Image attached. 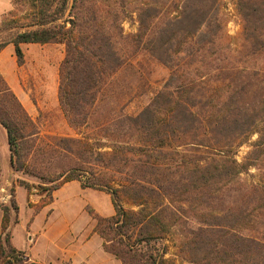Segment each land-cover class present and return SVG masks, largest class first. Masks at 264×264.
Wrapping results in <instances>:
<instances>
[{"label": "trees", "instance_id": "16d2710c", "mask_svg": "<svg viewBox=\"0 0 264 264\" xmlns=\"http://www.w3.org/2000/svg\"><path fill=\"white\" fill-rule=\"evenodd\" d=\"M19 1L15 0L14 5ZM216 1L186 0V5L172 12L170 6L178 8L180 1L113 0L110 9L102 10L96 0H29L31 12L26 24L12 20L6 25L20 30L0 42V52L12 44L19 66L24 58L21 44H63L57 100L66 124L75 132L89 125L97 127L100 118H105L101 111L106 106L114 100L119 104L125 93L130 95L136 79L123 87L119 76L124 71H135L134 61L139 55L147 53L170 71L168 81L146 108L134 117H124L125 144L111 143L107 146L110 151L101 154L109 174L98 175L92 165L85 166L87 162L81 155H94L95 151L81 139H60V144L40 151L67 161L50 180L57 182L52 191L77 181L83 189L110 196L113 216L103 218L89 213L96 221L94 231L102 238L104 249L122 264H264V191L258 186L240 184L241 188L235 190L238 197L226 208H212L207 201L198 204L199 208L190 207L187 221L183 210L174 206L180 193L173 168L188 172L185 185L189 191H198L208 201L222 205L211 188L221 181L237 180L251 167H257L264 155V71L236 61L240 57H234V61L211 58L206 63L211 51L227 39L220 30L210 32L213 25L220 27L212 14ZM235 7L242 20L244 44L240 52H246L253 63L264 57V0H236ZM158 8L169 9L160 15ZM8 14L14 16L12 11ZM133 15L137 30L124 35L120 25ZM195 57H201L206 72L187 77ZM0 80V125L7 135L10 167L20 172L25 158L33 155V151L23 155L21 143L27 138L26 129L34 130V123ZM194 99L204 102L206 110L199 112ZM208 105L213 109L209 110ZM254 134L257 141L247 157L251 162H237L235 151ZM29 135L36 133L31 131ZM187 151L199 155L192 159L185 154ZM164 152L174 153L177 160H159L158 155ZM118 165L134 168L132 172H120ZM19 185L28 191L31 188L25 182ZM11 193L10 204L0 206L5 233L0 239V264L20 261L6 233L12 215L18 211L13 189ZM123 199L137 210L125 209ZM51 202L50 196L44 205ZM187 222L193 228L186 230ZM182 224L187 228L180 233V259L166 258L167 247L159 250L155 244ZM243 225L249 231L247 235L239 233Z\"/></svg>", "mask_w": 264, "mask_h": 264}, {"label": "rangeland", "instance_id": "374dc122", "mask_svg": "<svg viewBox=\"0 0 264 264\" xmlns=\"http://www.w3.org/2000/svg\"><path fill=\"white\" fill-rule=\"evenodd\" d=\"M9 1V9L0 15V42L9 39L18 30L17 29L14 31V29H8L6 25L9 22L16 20L20 24H26L29 19V13L31 12L29 9V0H22L21 2L19 1V3L16 5H14L15 0ZM96 1H98L102 6L100 9L107 10L110 9V3L113 0ZM130 1L132 0H129V2ZM177 1H180L178 8H173V6H170L172 12L180 9L181 6L186 5V0ZM182 1L184 2L182 3ZM191 1L192 0H188V2ZM235 3L236 0H217L216 3L212 5V14L214 18H217L216 20L220 21V27L213 25V28L210 29V32L215 34L220 30L227 36V39H222V41L219 43V46L216 44L217 47L211 51V55L209 57L210 59H207L206 63L208 64L210 61H212L213 59L211 58L234 61V57H240V59L236 61L246 64V66L250 69L264 71V57H261L259 60L256 59L255 62L252 63V61L247 58L246 52H240V50L242 51V46L244 44L242 37V20L236 11ZM167 9L169 8H158V11H160V15H164L167 14ZM10 11L13 12L14 16L8 14ZM173 15H176V13H173ZM106 24L109 25L107 21ZM137 26V19L134 15L124 19L120 25L124 35L135 33ZM176 29H179V27ZM22 48L24 58L21 66L16 65L17 67H15V63L12 62V67L17 68L19 76V84L16 87V92L8 86L1 74L0 77L4 84L15 96L18 103L22 106L27 116L34 123V130L27 128V138L21 143V153L23 155L28 153L31 154L33 151V155L25 158L23 161L24 164L22 171L15 172L12 168L11 170L18 178L16 179L18 185L21 182H25L31 187L28 191L29 193L32 189H34L38 194L43 196L41 203L44 205V202H47L50 196L52 197V188L57 183H51L50 180L55 177V174L60 171V168L65 164L64 162L67 161H64L63 158L58 157L57 155L54 157L52 155H48V153H43V155L41 153L42 150L47 151L48 146L53 148L55 145L60 144V139H81L85 142H89L95 151L94 155H81L83 161L87 162L85 163V166L92 165L98 175H104L105 172H108L109 174V170H106V167H103L102 165L103 161L100 160L101 154L110 151L107 146L111 143L115 142L119 145L125 144L123 128L126 123L123 122L125 119L124 117H134L140 114V112L146 108L155 95L162 90V87L170 77V71L166 70L157 61H154V59H152L147 53L139 55L134 61L136 67L135 71L133 72L134 74L131 70H128L124 71L123 74L119 76L123 80V87L125 84H129L132 79H136L137 82L135 83V88L130 91V95L125 96V93L122 95L121 100L118 101L119 104H115L116 101L114 100L112 104L106 106V109L101 111L103 113L101 117L103 116L105 118H100L101 121L97 127L89 125L86 128L75 132L66 124L57 100L58 69L65 54V48L63 44L53 43L45 45H23ZM238 52L240 53L238 54ZM185 56H188L187 51L185 52ZM13 58L15 61V55ZM195 59L196 61L191 67H188V71H186L188 74L186 75L187 77H193L195 74L206 72L205 70L207 67L202 66L201 57H195ZM189 60L192 59L189 57ZM198 65H200L199 69H197ZM2 88L3 84L0 80V91ZM1 96L2 95L0 94V97ZM253 100L254 99L252 98L251 101ZM192 102L196 104L199 112L206 110V107L204 108L203 105L204 102H200L198 99H194ZM208 108L209 110L213 109L212 106L209 105ZM259 126L261 127V123ZM31 131L35 132L36 135H29ZM256 141L257 135L254 134L245 144L235 151L234 156L237 162H251V159L247 157L253 149L252 144ZM62 144L63 143H61V145ZM96 151L99 152L100 155H97ZM185 154H187V156H192V159L199 155V153H194L193 151H187ZM158 158H160L159 160L162 161H176L178 156L172 152H164L161 155H158ZM103 160L108 161V159L104 158ZM257 162V167H251L247 173L241 174L237 180L221 181L211 188V191L215 192L216 196L221 198L219 199L221 200L222 205H219V201H208V199L205 198V196H202L198 191H189V189H187L188 186L185 185L186 182L188 183L189 181L187 178L189 175L188 172L183 171V169H180L182 172L180 170L177 171V169L173 168L171 172L175 173L174 178L176 179L175 182H178V190L180 193L177 199L179 202L176 201L177 203L174 206L177 209L181 208L183 210V217L187 221L185 216L186 213H189V208H199L198 204H202L205 201H207L208 204L211 202V205L214 206L212 208L229 207L231 203L235 202L234 197H238L235 190L241 188L239 186L240 184L247 188L258 186L261 191H264V169H262L260 166V162H262L261 164H264V155H261ZM67 164L68 163H66V165ZM117 167L120 172H125L124 170H129L132 172L130 169L134 168L132 165H130V167L118 165ZM77 183L80 184L79 182ZM12 189L14 191V187L3 188L5 191L4 193L10 195V199L7 204L0 202V206H8L10 204L13 198L11 193ZM122 201L124 205L123 207L125 209L137 210L135 206L127 203L125 199ZM200 207H203L202 212H204L205 206L202 205ZM88 209L90 208L86 207V210ZM186 228L187 225L182 224L181 226L171 230L167 239L155 244L156 248L161 250L163 246H166V258H174L176 260L180 259V233H184ZM191 228H193V226L189 224V227L186 230ZM238 230L239 233L243 235H247L249 232L245 225L240 227ZM15 256L20 260L17 264H26V259H24L20 253L16 252Z\"/></svg>", "mask_w": 264, "mask_h": 264}, {"label": "crops", "instance_id": "0c3cea01", "mask_svg": "<svg viewBox=\"0 0 264 264\" xmlns=\"http://www.w3.org/2000/svg\"><path fill=\"white\" fill-rule=\"evenodd\" d=\"M9 6V0H0V15ZM23 45L37 44H21V50ZM14 55L12 44L0 52V74L16 92L19 76ZM12 62L15 63L14 68ZM0 147V191L14 187L18 207L6 233L11 247L26 259V264H122L104 249L102 238L94 231L96 221L89 213L92 211L103 218L113 216L114 209L108 194L83 189L76 181H70L53 191L50 204L42 205V195L34 189L29 193L17 184L18 178L10 167L7 135L1 126ZM86 207L90 209L86 210ZM2 218L0 207V239L5 235L1 227Z\"/></svg>", "mask_w": 264, "mask_h": 264}, {"label": "built area", "instance_id": "2783aa9c", "mask_svg": "<svg viewBox=\"0 0 264 264\" xmlns=\"http://www.w3.org/2000/svg\"><path fill=\"white\" fill-rule=\"evenodd\" d=\"M5 191L2 189L0 191V202L3 203V204H7V202L9 201L10 199V195L4 193Z\"/></svg>", "mask_w": 264, "mask_h": 264}]
</instances>
